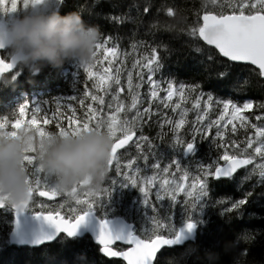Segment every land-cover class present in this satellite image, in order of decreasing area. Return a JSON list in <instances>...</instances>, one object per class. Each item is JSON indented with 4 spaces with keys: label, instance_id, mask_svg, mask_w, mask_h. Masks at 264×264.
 Masks as SVG:
<instances>
[{
    "label": "trees",
    "instance_id": "obj_1",
    "mask_svg": "<svg viewBox=\"0 0 264 264\" xmlns=\"http://www.w3.org/2000/svg\"><path fill=\"white\" fill-rule=\"evenodd\" d=\"M240 0H63L59 4L57 10L61 15L68 12L78 11L83 22L86 25L94 26L99 31V40L102 47L94 48L95 57H91L92 68L89 70L92 74L84 70V65H79L73 60H66L58 68L44 66L36 74L28 71L18 65L17 68L5 76L0 82V120L7 119V130L12 131L11 124L15 120L22 121L21 127L25 126L32 128H41L42 130L58 133L56 127L57 122L65 128L69 126V117L75 115L77 121L86 119L87 105L92 104L97 108L107 119V116L114 111L113 108H108V102L111 101L112 95L115 92L116 85L110 81L112 85L107 90L100 89L97 91L93 87L99 83V73H103L105 68H109V75H114V67H109L108 61L113 60V65H122L120 72L121 84L123 90L119 93V98L125 104V110L119 113V117L123 119L125 116L131 118L136 114L135 110L129 111L128 105L131 103V96L127 88L128 73L133 74V83L138 82L139 78L135 75L137 71H143L144 77L141 87L138 89L140 93V102L138 107L141 113L146 107H150L152 115H142L143 123L137 126L134 141L124 150L118 152L121 162V170L124 171V164L129 159L136 158L133 169L136 166L141 168L139 176H150L153 172H159L161 177L162 168L169 164L173 157L174 140L173 136L178 135L183 141H188L195 136V141L198 146V152L195 155L184 157L181 152L176 153L179 157L181 165H188L191 171H196V162L208 163L210 159H215L218 153H222L224 149H218L213 144L216 128L213 127L208 131V136L202 138L201 133L193 131V124L196 128H201V124H206L210 120L216 119L222 105L217 106L213 103L210 109L209 116L205 122L196 121V112L191 110V97L183 104L190 109L186 122L180 128L178 133L173 132L174 123L169 125L165 120L179 119L178 112L173 113L171 108H165L164 105L157 99L151 106L148 103V94L150 85L147 82V69H143L142 65L133 67L137 60H142L146 55H150L151 46L161 45L160 56L162 65L160 72L156 73L154 79L164 81L159 85L161 88H167V79L171 75L175 78V84L180 83L193 84L198 83L197 92L192 93L194 96L200 91L207 94L211 93L215 97H223L232 99L241 106L244 102L251 101L253 108L245 110L244 115L248 117V124L241 128L239 121L236 122V132L233 133L231 125H228L226 130V139H233L243 143L249 136L255 138V130L250 126L256 124L262 126L264 121H257L256 115L264 116V110H261L258 105L264 103V81L260 79L259 73L250 66L241 64H232L234 67L230 69L223 68L220 64H214L209 69L207 58L201 57L200 54L193 51L192 47L187 43L192 38L187 35V30L197 21L200 23V16L205 11H211L214 14L223 12L229 14L235 8ZM148 6L150 11L145 13L144 7ZM173 9L174 15H167L168 8ZM239 11V9H236ZM247 11V9H246ZM113 17H121L123 23L114 22ZM156 25L157 27H153ZM107 41V43H105ZM143 41L144 43H141ZM201 43V42H200ZM136 47H133V45ZM202 44V43H201ZM167 46V50L165 47ZM204 48H209L203 45ZM115 47L117 55L115 57L105 53L104 49ZM213 52H215L212 49ZM218 55V54H217ZM2 58H7L6 54H1ZM224 59V58H221ZM97 61H99L97 63ZM220 71L227 73V77L221 79L218 75ZM15 77L12 79L11 77ZM238 77V80H237ZM8 81V82H6ZM89 95L85 96L84 93ZM92 94L103 95L105 103L98 104L90 99ZM166 95L164 91H159L158 96ZM76 97L75 99H69ZM178 97L174 96L173 101ZM83 100L84 104L80 101ZM25 101L35 103L29 104L25 110V115L20 116L19 104ZM171 103V102H169ZM39 105L42 112L35 113L37 124L35 126L28 123L34 116L31 111L32 107ZM47 118L49 123L45 125L43 120ZM76 125H72L75 127ZM224 130V129H222ZM147 136L153 147L149 151L147 143L140 141L143 144L144 153L149 156V167L145 168V162L142 155L135 147L138 137L141 135ZM119 135V133H118ZM39 140V137H36ZM218 142V138H217ZM231 153L233 150L228 149ZM252 152L251 149L248 150ZM153 153L159 158L160 153H165L163 159H160L161 170H155L150 165L156 160L153 159ZM35 156V153H28ZM254 155V154H253ZM262 160L255 156L247 168L239 171L231 179H221L217 182L211 180L213 190L210 193L209 207L206 209V219L210 222L207 225L204 235L205 242L215 241L217 247L211 251H203L197 247L199 241L189 243L180 248H174L172 251L175 255H171L167 251H162L158 256L163 257L162 264H207L209 257L213 256L216 264H235L239 259L242 264H264V182H261L259 170L253 173V169ZM220 163H223L221 161ZM172 173L179 180L181 172H177L175 165L171 166L170 173L167 174L171 178ZM44 173L39 174L41 179L40 190H45L46 185L43 183ZM122 179L116 176L115 164L108 171L107 179L104 181L98 195L95 199H103L107 203V195L103 189L112 188V179ZM49 183H52L49 178ZM187 183H190L188 181ZM35 189V184H33ZM157 185H154L149 192V199L158 209H163L161 205L167 207L170 201L165 197L161 202H157L155 191ZM78 193L81 198L87 191L82 186H78ZM118 188V186H117ZM37 191V190H34ZM251 193V195H248ZM246 204L243 205V215L238 216L235 211L232 213H224L221 211L230 207V202L236 199L245 198ZM113 200L121 198V203L118 205L117 213H106L104 218L120 215L125 220L134 224V229L138 235H143L145 225L142 222V213L137 215L135 208L143 209L142 203H137L135 208L130 213H125L124 209L132 204L133 201L142 200V194L139 188H133L131 185L127 189H118L112 193ZM35 201H40L45 205L40 211L57 212L63 217H70V207H80L75 204L74 200L69 195L60 193L54 196L52 200H42L35 196ZM222 199L223 203L217 204L216 201ZM177 200L179 203L174 209H169L170 212H175L177 223L178 216L184 200V194L181 192ZM3 208L0 209V264H85L95 260L100 264L101 257L103 264H124L120 260L104 258L98 251V247L94 245L88 236L74 240H62L60 236L53 243L41 246L39 248H23L11 246L7 242L8 233L11 229L12 213L10 203L4 201ZM30 210V208H29ZM97 216H103L104 212L99 208L96 210ZM148 213L151 215V208H148ZM147 227H151L148 223ZM247 230V231H245ZM166 234V233H165ZM244 235H250L251 241H245ZM189 248L196 249L192 252H187ZM120 249V247H116ZM239 249V251H238Z\"/></svg>",
    "mask_w": 264,
    "mask_h": 264
},
{
    "label": "snow or ice",
    "instance_id": "obj_2",
    "mask_svg": "<svg viewBox=\"0 0 264 264\" xmlns=\"http://www.w3.org/2000/svg\"><path fill=\"white\" fill-rule=\"evenodd\" d=\"M215 2L216 0H212V3ZM39 3L40 0H23V8L27 9ZM59 4H62V0H60ZM4 5L5 0H0V11H6L8 13L17 11V0H11L10 8L4 7ZM236 9H239V11ZM143 11L148 13L150 9L148 6H145ZM167 15L169 17L174 15L171 7L168 8ZM112 19L114 22L123 23L121 17H113ZM200 19L202 23L197 21L187 30V35L192 38L187 43L192 47L194 52L200 54L201 57L207 58L209 69H211L212 65L217 63L222 65L225 69H230L234 67V65L229 62H245L255 65L256 68L259 69V75L264 76V0H240L235 8H233L231 14H224L223 12L213 14L211 11H205ZM153 27L157 26L153 25ZM201 41L203 44L200 43ZM105 43H107V41H105ZM141 43L144 42L141 41ZM203 45L211 47L204 48ZM101 47L102 45L100 43L95 45L96 49H100ZM133 47H136V45L134 44ZM160 47L161 45L151 46L150 55L144 56L142 60H137L133 64L134 68L142 65L143 69H147V82L150 85L148 94L149 105L151 106V104L159 99L165 108L170 107L173 113L178 112L179 119L175 121L172 119L165 120V123L169 125L174 123V133H178L186 122V117L190 109L183 106V104L190 97L192 100L191 110L196 112V121L198 122L206 121L213 103L217 106L222 105L216 119L210 120L206 124L202 123L201 128H196L195 124H193V131L195 133L202 132V138H204L208 136L207 130L215 127L216 132L213 138V144H215L218 149H224L223 152L218 153L216 158L210 159L208 163L197 161L196 171L193 172L188 165H181L180 159L176 153L182 150L184 157L195 155L199 150L195 141V136H193L191 140L183 141L178 135H174L173 157L170 163L166 164L162 170L159 160L163 159L166 154L160 153L159 158H157L155 153L152 154L156 162L152 163L150 167L155 170H161L164 174L162 177L159 172H153L150 176H139L142 171L141 168L136 166L133 169L136 158L129 159L123 166L125 170L122 171L117 150L124 148V146L133 139V136L136 135L137 126L143 123L141 119L142 115L151 117L152 112L150 107H146L143 109V113H141L138 107V103L140 102V93L138 89L143 82V71L136 72L135 75L139 80L135 84L133 83V74L130 71L128 73L127 88L131 96V103L127 107L129 111L135 110L136 114L131 118L125 116L121 119L119 117L118 114L125 110V104L119 98V93L123 90L120 78L122 65L114 66L113 60H109V67H114L115 74L109 75V68H105L103 73L98 74L99 83L94 84L93 87L96 88L97 91L100 89L107 90L112 86L109 83L110 81L115 83V92L112 95L111 101L108 102V108L111 109L114 106V111L105 119L104 115L97 108L93 107L92 104H88L86 119L78 122L75 115H73L69 117V126L67 128L59 122H57L56 127L59 129L57 134L62 136L68 134L75 135L81 131H90L94 128L97 130L101 127L106 129L112 139L108 169L115 164L116 176L122 177V179L117 180L113 178L111 181V190L103 189L104 194L107 195V203H105L103 199H95L99 190L86 191L83 198L80 197L77 187H73L70 193L60 192L52 186V183H49V177L45 174L43 176V183L46 185V188L45 190H40L41 179L39 178V174L43 172L37 165L35 156L28 155V153H35V148L30 147L22 160V165L27 172L26 183L29 185V200L34 190L39 191L40 196H47L49 198L64 193L65 195H69L76 205L80 206L78 208H69V212L71 213L70 217H61L59 213L53 216L51 213L45 215L43 212H37V215L42 216L46 222L53 226L54 232L51 235L42 236L35 240L33 242L35 245H39L44 241H53L60 233L65 234V236L61 238L62 240H74L83 237L87 233L78 234V228L85 224L90 214L93 212L96 213V210L99 208L104 212V215L99 216L100 219L97 222V228L91 237L99 246L98 251L103 257H120L126 261L127 264H162L163 257L162 255H157L158 251H167L174 256L175 252L172 250L175 246H182L189 241L194 244L199 241L197 247L203 251H211L212 248L217 247L215 241L209 243L204 240L206 228L210 222L205 218L206 209L209 207L210 193L213 190V184L210 182V178L217 182L221 181V178L231 179L233 178V174L237 172V169L244 165L251 164L255 156L264 160V126L251 124L250 126L255 130V138L249 136L243 143L235 139L231 141L227 140L226 130L228 125L232 126L231 130L235 133L237 130V121H239L241 128L248 124V117L244 115V112L245 110H251L253 108V103L248 101L244 102L241 106L232 99L215 97L211 93H208L207 98L204 99L205 93L203 91L192 96V93L197 92L199 84L180 83L177 86L175 84V78L171 75L166 81L167 88L159 87L164 81L158 82L154 79V76L156 73L160 72L163 67ZM164 47L165 50H167V46ZM212 48L216 51L213 52ZM0 50L3 49L0 48ZM104 51L106 55L110 54L113 57L117 55V49L115 47L105 48ZM92 56H96L95 51H93ZM98 62L99 61H97V63ZM15 65L16 63L11 58L8 63H6L4 59H0V73L5 69L13 68ZM91 68V62L84 65V70L89 72V75L92 74L89 71ZM218 75L221 79H224L228 74L220 71ZM11 78L15 79L14 76ZM159 91H164L166 95L162 98L159 97ZM84 95L88 96L89 93L86 91ZM174 96L178 97L175 101H173ZM75 98L76 97H71L69 99ZM90 99L101 105L105 103L103 95L92 94ZM30 103L34 104L35 102L25 101L19 104L20 116L25 115V110L29 107ZM80 103L84 104V101L81 100ZM258 107L264 110V103H260ZM31 111L34 118L28 123L35 126L37 124L35 113L42 112V108L37 105L32 107ZM255 119L257 121H264V116L256 115ZM43 123L47 125L49 120L45 118ZM21 125L22 121L17 119L11 124V128L14 130L9 131L7 130V119L0 120V135L7 134L8 136L16 137L17 132L21 129L33 131L32 128L27 126L22 128ZM72 125L76 126L72 127ZM34 132L35 137H39V139L52 133L38 127L34 129ZM140 141L147 143L149 151H151L153 145L149 141V138L142 133L135 143L136 149L143 157L145 168H147L149 167V156L144 153L143 144ZM229 148L233 150L231 153L228 150ZM249 149L252 150L251 153H249ZM221 161H223V163H220ZM172 165H175L177 172L182 173L179 180L176 179L175 173H172L171 178L167 175L170 173ZM257 170H259L261 182H264V163L257 164L256 168L253 169V173ZM188 181H190V183H186ZM33 184L36 186L35 189ZM157 184L158 187L155 191L156 201L161 202L165 197L170 201V205L167 207L161 205L163 214H161V209H158L149 199L150 190ZM129 185L133 188H139V192L142 194V200L133 201L131 205L124 209V212L130 213L133 211L137 203H142L144 205L143 209L135 208L137 215L142 213L141 219L145 225L143 235H138L133 225L127 223L125 218L120 215H113L114 223L118 225L115 230L109 226L110 222L104 218L106 213H117L120 210L118 205L121 203V198L118 197L116 200H113L112 193L117 192L118 189H127ZM181 192L184 194V200L178 216L179 223H177L176 213L170 212L169 209H174L179 203L177 197ZM248 195H251V193H248ZM29 200L24 204H12V206L15 210L22 211L28 205ZM3 201L5 200L0 198V202ZM246 201L247 196L231 201L230 207L224 208L221 211V215L234 211L238 216L243 215L244 209L242 206L246 204ZM216 203H223V200L218 199ZM39 207L44 208L45 205L41 204ZM149 207L151 208V215L148 213ZM148 223L151 224L150 228L146 226ZM243 239L247 242L251 241L252 237L250 235H244ZM115 241H122L130 245V247H128L127 250H113L112 245ZM195 250L194 248H189L183 255H187V252ZM85 264H89V262L86 261ZM91 264H97V262L93 260ZM100 264H103L102 257ZM207 264H216L213 256L209 257ZM235 264H242V262L237 259Z\"/></svg>",
    "mask_w": 264,
    "mask_h": 264
},
{
    "label": "clouds",
    "instance_id": "obj_3",
    "mask_svg": "<svg viewBox=\"0 0 264 264\" xmlns=\"http://www.w3.org/2000/svg\"><path fill=\"white\" fill-rule=\"evenodd\" d=\"M47 3L40 0L11 18L10 13L0 12V48L33 74L44 66L58 68L66 60L88 64L99 40L98 29L86 25L78 11L61 15L58 10H43ZM111 144L103 127L75 135L49 133L39 140L35 132L24 129L16 137L0 135V198L13 205L29 200L22 160L30 147L35 148L37 165L58 191L70 193L78 186L98 191L108 176Z\"/></svg>",
    "mask_w": 264,
    "mask_h": 264
},
{
    "label": "water",
    "instance_id": "obj_4",
    "mask_svg": "<svg viewBox=\"0 0 264 264\" xmlns=\"http://www.w3.org/2000/svg\"><path fill=\"white\" fill-rule=\"evenodd\" d=\"M203 16V15H202ZM201 16V17H202ZM201 23H202V20H201ZM208 46V45H207ZM211 47V46H210ZM214 49V48H213ZM215 50V49H214ZM216 51V50H215ZM10 62V59L9 61ZM7 62V63H8ZM233 63H239V64H245V65H250L251 67L255 68L256 70H258L259 72V69L256 68L255 65H251V64H247L245 62H233ZM15 67V66H14ZM13 67V68H14ZM13 68L11 69H5L2 73H0V77L3 75V74H7L10 70H12ZM262 80H264V76H260ZM131 141V140H130ZM129 141V142H130ZM128 142V143H129ZM128 145V144H127ZM125 145V146H127ZM124 146V147H125ZM123 149V148H121ZM121 149H118L117 151L121 150ZM247 165H244L242 166L241 168L237 169V172L239 170H241L242 168L246 167ZM236 172V173H237ZM234 173L233 176L236 174ZM223 179V178H221ZM42 197H46L48 198L47 196H42ZM29 203V202H28ZM27 207V206H26ZM26 207L22 210V211H18V210H15L12 206V210H13V223H12V230L8 236V243L10 245H15V246H19V247H23V246H26V247H31V248H39L41 247L42 245H46V244H50L52 242H54L60 235H64L63 233H60L58 234V236L56 238H54L53 241H44L42 242L41 244L39 245H35L33 242L35 240H37L38 238L42 237V236H46V235H51L53 234L54 232V228L52 225H50L48 222H46L42 216H39L37 214H26L25 213V210H26ZM47 215V214H45ZM53 216H56V215H53ZM98 218L97 216L95 215V212H93L92 214H90V216L86 219V222L85 224L81 225L79 228H78V234L80 233H87L85 235L89 236L92 240V242L97 245L94 241V239L91 237V235L95 232L96 228H97V222H98ZM110 222L109 226L111 228H113V230H115L118 225L114 223V219H111V220H108ZM84 235V236H85ZM81 238V237H80ZM191 242V241H189ZM187 243V242H186ZM115 244H121V245H124V246H127L130 247V245H127L126 243L122 242V241H115L113 243V245ZM112 245V246H113ZM99 247V246H98ZM127 248L125 250H127ZM114 250V249H113ZM160 251H158L159 253ZM101 254V253H100ZM102 255V254H101ZM106 259H117V260H120L122 261L124 264H127L126 261H124L122 258L120 257H113V258H109V257H105Z\"/></svg>",
    "mask_w": 264,
    "mask_h": 264
},
{
    "label": "rangeland",
    "instance_id": "obj_5",
    "mask_svg": "<svg viewBox=\"0 0 264 264\" xmlns=\"http://www.w3.org/2000/svg\"><path fill=\"white\" fill-rule=\"evenodd\" d=\"M56 4H57L56 0H48V3L43 6V10H45V11L53 10L55 8ZM17 5H18L17 11L10 13L9 18H11V16H15V15L20 14V12H19L20 10H24L23 0H17ZM4 7L10 8L11 7V0H5ZM25 10H27V9H25ZM0 12H2V11H0ZM262 126H264V122H263ZM261 163H264V161H261ZM37 202L38 201H36V202L32 201V203H37ZM0 203H2L3 205L5 204L4 201L0 202ZM38 206H39V204H38ZM37 209H39V208H37Z\"/></svg>",
    "mask_w": 264,
    "mask_h": 264
},
{
    "label": "bare ground",
    "instance_id": "obj_6",
    "mask_svg": "<svg viewBox=\"0 0 264 264\" xmlns=\"http://www.w3.org/2000/svg\"><path fill=\"white\" fill-rule=\"evenodd\" d=\"M180 247H183V246H175V248H180ZM162 252V250L159 252V254Z\"/></svg>",
    "mask_w": 264,
    "mask_h": 264
}]
</instances>
